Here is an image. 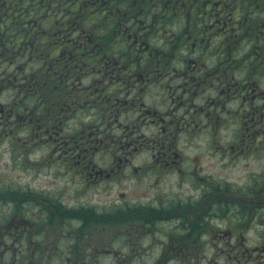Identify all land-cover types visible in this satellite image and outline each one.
Instances as JSON below:
<instances>
[{
    "label": "flooded vegetation",
    "instance_id": "flooded-vegetation-1",
    "mask_svg": "<svg viewBox=\"0 0 264 264\" xmlns=\"http://www.w3.org/2000/svg\"><path fill=\"white\" fill-rule=\"evenodd\" d=\"M163 1L0 0V153L20 150L11 157L15 167L61 168L82 181L78 190L104 185L106 196L90 207L70 205L65 193L0 180V203L9 206L0 214V264L263 260L264 170L243 184L213 181L196 157L177 152V142L206 133L220 151L219 129L236 112L237 152L245 154L249 132L264 144V123L254 124L264 115V0H167L163 10L174 24L146 29L147 13L135 8ZM243 20L249 28L234 27ZM153 54L166 79L183 82L167 88L172 104L162 111L133 97L135 84L156 83L147 65ZM200 79L211 93L198 103L189 91ZM21 134L24 147L15 137ZM230 143L222 147L228 158L236 148ZM143 151L150 163L135 165ZM164 175L193 186L202 203L171 194L172 184L161 187ZM141 179L146 189L130 188ZM122 185L113 201L111 191ZM105 220L109 227H99ZM254 221L260 229L251 241Z\"/></svg>",
    "mask_w": 264,
    "mask_h": 264
},
{
    "label": "rangeland",
    "instance_id": "rangeland-1",
    "mask_svg": "<svg viewBox=\"0 0 264 264\" xmlns=\"http://www.w3.org/2000/svg\"><path fill=\"white\" fill-rule=\"evenodd\" d=\"M146 2L148 0H145ZM166 1L158 4V7L155 5H151L148 3L146 5V2L138 5L137 8H135L134 11H142L147 13L146 18L144 19L145 22H147L146 27H150L152 29L159 28L162 30L163 28H166L167 26H171L170 22L172 21L171 17L165 15L167 11L163 10V8L166 5ZM132 5V4H131ZM141 7V8H139ZM137 11V12H138ZM141 12V13H142ZM165 15V22H162V17ZM155 16V17H154ZM160 16V18H158ZM208 21V18H206ZM177 20H179L177 18ZM180 21V20H179ZM173 22V21H172ZM174 24V22H173ZM45 26V24H43ZM234 25V23H233ZM201 28H203L201 25H199ZM196 28V26L194 25ZM234 27H238L240 30H244L249 28V23L246 20H243V22H237L235 23ZM261 27L264 28V23L261 25ZM147 29V28H146ZM212 31V30H210ZM142 39L144 37L140 36ZM172 38V37H169ZM147 40V39H146ZM136 48V46H135ZM138 52V50L136 51ZM133 60L136 62L137 55L133 53ZM155 55L153 54V58L150 56L147 58V65L150 67V70H153L154 77L153 79L156 80V83L152 85V79L150 78L149 83L145 84L143 87H140L138 84H135L134 87L136 88L135 93L133 94L135 104L140 105V103L145 107L147 110L154 111L167 108V106H170L172 103L170 102V97L168 94L167 88L171 87V85H180L183 84L182 80H180L177 77H173L166 79L164 74L165 69L162 68L160 65H153L155 61ZM154 60V61H152ZM158 63L157 61H155ZM165 64H168L170 62L163 61ZM207 69L202 71L203 79L207 76ZM168 75V74H167ZM179 75V74H178ZM188 76H190V71L188 72ZM192 80V79H191ZM197 81V80H195ZM199 84H196L191 82L192 90L189 91V95H192L195 100L200 103V100L203 102V99L206 98L207 95H209L211 92L207 91V86H210L208 81H204L202 79L198 80ZM136 82V81H135ZM264 87V86H263ZM194 92V94H193ZM138 95H137V94ZM202 98V99H201ZM186 99V98H185ZM258 103V102H257ZM174 104L172 105V107ZM231 109L232 111L235 110L233 107H235V104L231 103ZM160 108V109H159ZM162 111V110H160ZM263 111H258L260 114ZM258 114V116H259ZM230 114V127H226L227 129H219L218 138L219 142L216 144L217 149L220 151L216 152L214 147V142L211 141V136L206 133H199L195 135L191 142H189L188 138L182 135V141L177 142V152L180 154H183L185 158H195L196 157V167L198 169L202 170V173L210 174L212 176L213 181H230V182H236L239 184H243L247 178L250 176V174L258 173L260 171L264 170V155L260 154V149L263 148L264 145L259 137H255L250 132L247 134V148L246 152L243 155V152H237V148L240 146L241 138L237 137V128H238V122L236 119V112L232 115L233 118H231ZM148 119H151L148 117ZM264 123V115L262 117V120L260 122H254L255 126L257 124ZM252 128V127H251ZM142 129L146 130L145 127H142ZM149 130V129H148ZM264 133V130L262 131ZM122 134V130H116L114 135L120 136ZM24 134L16 135V139L21 142V147H24V145L28 144V141L23 138ZM236 140L237 143H230L231 140ZM264 139V137L262 138ZM228 141L230 143V146L236 147L234 151H232V156L230 155V158L227 157L225 153H223L224 148V142ZM252 151V152H250ZM20 150H16L15 153L11 155V153H8L3 149V152L0 153V180H9L11 182L20 183L24 186L31 187L33 189H42V188H48L53 189V192L64 194L67 197L64 199L65 204H83L90 207L91 204H99L101 201H104L106 199V196H104L101 192V189L103 186L97 185H91L89 189L85 190H78L77 188L81 186L82 181L78 177H71L68 176L61 168L56 169L53 168L49 171L46 170H40L38 169V165H33L28 163L29 165L25 164L19 167L18 165L15 167L13 160L11 157L15 156L16 154H19ZM147 154V155H146ZM242 156V157H239ZM135 159V160H134ZM134 163L135 165H138L141 163L143 165L144 162H147V164L150 163L151 159L148 156V152L143 151L140 153L139 156L134 157ZM45 169V167H44ZM132 170H127V173H130ZM162 171H165L164 169ZM143 172V170H142ZM148 172H158V170L152 169ZM166 176V175H164ZM169 178H166L162 181L163 184H161V187H164L165 184H172L171 189L169 192L171 194H179L182 197L185 196H191L192 198H195L196 196L199 197L198 203H202V199L205 196L200 197V192H197L195 188L191 185L181 184L180 181H178L174 176H166ZM171 177H174L175 179L171 180ZM210 180V181H211ZM129 182V180L127 181ZM134 184V183H132ZM147 179H141L137 182L136 185H130V188L136 187L139 189V192L143 191L147 187ZM127 186H115L114 189L111 191L112 193V200H118L117 195L120 192H123V188ZM80 191V192H79ZM84 193V194H83ZM38 194V193H36ZM128 198L132 199V195H127ZM139 197V196H138ZM207 198V197H206ZM19 205L20 202H17L15 204V208L18 209L17 212H19ZM78 208H73V211H77ZM9 210V206L4 203H0V214L3 212H7ZM264 219V218H263ZM90 223V222H89ZM99 227H109L110 222L108 220H105L103 222H98ZM257 222L254 221L250 224L249 230L246 233V237H248L251 241L254 240L255 236L254 233L258 231L257 229H260L259 224H256ZM74 224H76L74 222ZM256 224V225H255ZM264 230V228L262 229ZM29 233H31V230H28ZM105 233V232H103ZM30 235V234H29ZM51 241V238L49 239ZM1 246V245H0ZM207 262V264H210L207 260H204L202 264ZM113 263V260H111V257H107L101 260L100 264H111ZM138 261H128L126 264H137ZM232 264L233 260L232 258H225L224 260L222 258H219L218 261L214 262L212 261L211 264ZM256 263V262H255ZM259 264H264V258Z\"/></svg>",
    "mask_w": 264,
    "mask_h": 264
},
{
    "label": "trees",
    "instance_id": "trees-1",
    "mask_svg": "<svg viewBox=\"0 0 264 264\" xmlns=\"http://www.w3.org/2000/svg\"><path fill=\"white\" fill-rule=\"evenodd\" d=\"M233 13H235V12H233ZM235 26V25H234Z\"/></svg>",
    "mask_w": 264,
    "mask_h": 264
}]
</instances>
